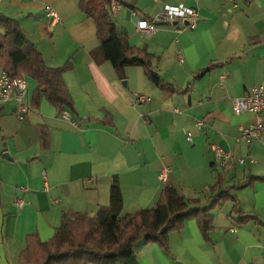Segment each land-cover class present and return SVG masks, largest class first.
Returning a JSON list of instances; mask_svg holds the SVG:
<instances>
[{
	"label": "crops",
	"instance_id": "obj_1",
	"mask_svg": "<svg viewBox=\"0 0 264 264\" xmlns=\"http://www.w3.org/2000/svg\"><path fill=\"white\" fill-rule=\"evenodd\" d=\"M123 1L130 6L121 3L112 13L118 26L132 46L154 54V69L179 91L161 90L142 66H127L121 78L111 62H96V24L80 0H0V12L20 21L48 66L71 62L64 80L76 108L75 119L67 120L45 98L34 106V79L28 86L32 111L25 119L15 115L14 102L0 106V264H18L30 235L50 240L63 214L94 215L109 205L116 177L126 216L154 207L167 185L205 206L218 175L243 214L256 219L238 222L235 203L228 200L213 210L210 241L190 219L170 233L168 252L157 243L138 242L140 264H264V134L251 145L242 142L241 126L256 117L236 114L232 106L233 98L264 83V0L240 8L228 0ZM178 3L199 10L197 28L158 20L166 4ZM46 5L55 8L59 22L46 15ZM142 19L156 23L155 32L139 30ZM41 126L50 134L47 149L41 146ZM212 145L256 162L224 172ZM164 165L171 167L166 182L158 178Z\"/></svg>",
	"mask_w": 264,
	"mask_h": 264
},
{
	"label": "trees",
	"instance_id": "obj_2",
	"mask_svg": "<svg viewBox=\"0 0 264 264\" xmlns=\"http://www.w3.org/2000/svg\"><path fill=\"white\" fill-rule=\"evenodd\" d=\"M130 6L123 0H118ZM110 0H80L81 10L96 24L99 47L92 51L98 63L109 61L124 78L127 66H142L148 79L161 90L179 91L166 82L153 67L154 54L146 47L132 46L129 34L121 29L107 5ZM210 64L196 76H202L218 67ZM0 66L3 71L29 75L37 81L33 105L45 98L57 109H68L72 115L74 99L65 83L64 72L72 68L71 62L62 67H50L43 54L24 34L20 21L0 12ZM41 146L50 145V134L40 127ZM257 178V177H256ZM264 180V178L259 177ZM234 201L233 211L240 215L238 222L256 219L244 215L231 188L224 186L218 175L212 187L211 202L202 206L199 198H187L176 187L167 185L152 208L123 215L124 198L119 180L114 178L110 190V203L101 206L94 215L87 213L71 217L63 214L53 237L42 241L37 234L29 236L27 248L22 251L18 264H140L135 246L138 242L157 243L166 252L170 249L169 235L181 230L187 220L195 219L206 238L213 229V210L223 202Z\"/></svg>",
	"mask_w": 264,
	"mask_h": 264
},
{
	"label": "built area",
	"instance_id": "obj_3",
	"mask_svg": "<svg viewBox=\"0 0 264 264\" xmlns=\"http://www.w3.org/2000/svg\"><path fill=\"white\" fill-rule=\"evenodd\" d=\"M234 7L240 8L242 5H249L252 0H228ZM121 2L118 0H110L107 7L113 13L121 8ZM46 15L53 21L59 22L60 18L52 5H46ZM200 18V12L196 7L188 6L184 3L166 4L163 11L159 14L158 20L163 22H172L180 20L186 22L191 29L197 28ZM137 28L148 33L155 32L156 23L149 22L146 19L138 21ZM28 81L25 75L16 73H9L6 71L0 72V106L8 103H15V115L19 120H23L32 111V107L28 102ZM141 100H150L149 97H141ZM233 111L236 114L244 112L253 113L256 117L254 122L241 126V133L239 139L251 145L253 142L260 139L264 134V83L253 86L248 90L244 96L232 99ZM178 111V109H175ZM62 117L67 120H74L75 117L68 109L61 111ZM203 121H199L197 126L202 128ZM188 140H192V134L188 133ZM215 152V158L218 167L224 171L229 172L233 169L235 164L243 165L246 162L255 163L254 157L246 159L244 157H237L231 151L226 150L220 146L212 145ZM171 167L164 165L158 175L159 180L166 182L170 176ZM22 204V201L20 202Z\"/></svg>",
	"mask_w": 264,
	"mask_h": 264
},
{
	"label": "rangeland",
	"instance_id": "obj_4",
	"mask_svg": "<svg viewBox=\"0 0 264 264\" xmlns=\"http://www.w3.org/2000/svg\"><path fill=\"white\" fill-rule=\"evenodd\" d=\"M25 76H26V79L28 81V86H29V84L31 83V81L33 80V78L30 77L29 75H25Z\"/></svg>",
	"mask_w": 264,
	"mask_h": 264
}]
</instances>
